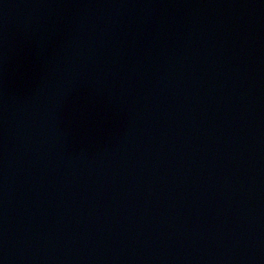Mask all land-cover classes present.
<instances>
[{
	"label": "water",
	"instance_id": "obj_1",
	"mask_svg": "<svg viewBox=\"0 0 264 264\" xmlns=\"http://www.w3.org/2000/svg\"><path fill=\"white\" fill-rule=\"evenodd\" d=\"M0 264H264V0H0Z\"/></svg>",
	"mask_w": 264,
	"mask_h": 264
}]
</instances>
